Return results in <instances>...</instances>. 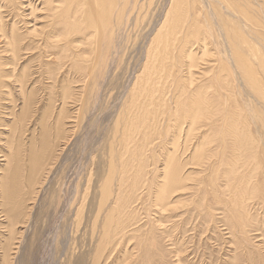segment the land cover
Listing matches in <instances>:
<instances>
[{
	"label": "bare ground",
	"instance_id": "1",
	"mask_svg": "<svg viewBox=\"0 0 264 264\" xmlns=\"http://www.w3.org/2000/svg\"><path fill=\"white\" fill-rule=\"evenodd\" d=\"M156 1L0 0V264H17L33 206L26 202L37 186L44 187L61 151L60 138L67 137L63 111L72 95L62 80L58 110L56 71L81 58L72 33L83 35L80 44L94 39L87 47L92 57L79 58L84 84L78 109L85 114L90 102L84 98L94 99L101 75L121 65L120 38L144 24L136 48L142 70L127 77L99 178L91 225L99 239L92 262L107 264L120 247L134 261L159 251L155 231L162 233V221L173 217L177 191H189L210 220L222 210L242 261H260L247 234L253 225L249 206L259 204L264 212V0H162L153 13ZM60 53L66 60L56 70ZM143 189L164 220L149 217L137 224L130 206ZM19 192L28 199L18 198ZM126 236L133 239L131 249L122 241Z\"/></svg>",
	"mask_w": 264,
	"mask_h": 264
},
{
	"label": "rangeland",
	"instance_id": "2",
	"mask_svg": "<svg viewBox=\"0 0 264 264\" xmlns=\"http://www.w3.org/2000/svg\"><path fill=\"white\" fill-rule=\"evenodd\" d=\"M161 3L162 0L156 1L157 7L155 6V8L152 9L155 10L153 13L160 10ZM41 6L42 5H38V7ZM150 17L152 18L151 14L146 20ZM130 29L126 30L132 31ZM126 30L125 33H127ZM144 30H146L145 24L140 27V32H138L139 30L132 31L131 35L129 33V35L124 34V37L120 38V45L117 50L120 53L119 56H121V65L120 67L112 68L111 71L109 69L104 72V76L101 75L102 79L99 80L101 85L99 84L97 87L94 93V99L89 98V96L84 98L86 101L90 102L85 114L81 108L78 109V101H80L79 91L84 84L82 81L84 80V71H80L83 68L81 66L82 62H79L80 57L78 56V60L70 63L72 68L70 67L67 70L65 67L66 64L57 70L58 63L60 64L66 60L64 58V60L61 61L65 53H60L62 54L59 56L61 57V59L59 58L60 60L55 58V68L58 71H56L58 110H60L62 105L60 88V82L62 80L66 81L67 84L64 83L66 86L69 85V92L72 95L70 99H65L66 105H64L65 108L63 111V116H65L64 124H66V126L63 125L62 128L65 134L67 133V137L66 140L64 137L60 138L59 145L61 151H57L59 156L56 158L57 161L53 163V169L51 168V171H49L45 177L44 187L40 186V188L37 186L35 188L37 190L35 191L34 189V194L37 199L34 196L33 199L29 200L23 193L26 191L25 188L22 194H20L21 192L18 193V198L25 197L28 199L26 203H33L32 200H34V203H31L33 206L28 214L30 218L27 229L25 230L27 232L20 245L17 264H93L91 257L96 247L95 244L98 242L99 238L98 234L92 236L91 225L93 215L95 214L92 212L93 210L95 211L96 202L100 198L98 195V185L101 179L99 178H102L105 174L106 164L103 165V163H105L107 158V144L109 140L112 139V134L115 132L114 129L118 116L117 111L122 101L121 96L123 88L129 79V75L134 74L135 76L136 73L138 75L142 70L143 60L139 50L136 48L142 45V40L145 36ZM72 35L73 39L76 41V49L78 47L77 51L75 50L77 52L76 55L79 53L78 55L81 56L80 59L92 57L93 54L90 53L88 46H93L94 39L88 40L89 43L85 39V41L80 44L83 35H79L77 32H73ZM138 38L139 40H137ZM126 42L128 43L126 44ZM87 43L89 45H87ZM81 46L82 50L79 49ZM85 53L88 55L87 57H84L86 56ZM75 65H79V67H75ZM59 71L61 72L59 73ZM63 71H65V73ZM43 101L42 108H44L47 103V100ZM94 102H96V104H94ZM75 116L82 121L80 120L78 122ZM46 133L49 134V138H52L53 131L50 127H48ZM215 133H217V130L212 132V134ZM171 134L172 133H170L167 138L172 137ZM164 139L165 137L163 140ZM195 139L196 138H193L192 142H194ZM157 141L158 139L155 140V142ZM166 146H169V144H166ZM20 150L22 156L19 157V161L21 162V167H23L20 169V177L24 179L23 177H25L27 172L26 160L24 158L28 150L25 145L21 146ZM23 153L25 154L24 156ZM161 154L162 149L160 150V155ZM0 156V165H2L4 164L2 161L4 158H2L1 154ZM189 170L192 169L189 168L188 172ZM188 183L190 186L191 180ZM76 187H78V194L76 192ZM38 188H40V191ZM222 189L227 192L225 184L222 185L221 190ZM146 193L147 189H143L141 193H137L136 198L134 197L130 206L132 212H134L133 216L137 217V224L139 225H142L149 217L153 222L158 219L161 221L166 218L163 216V218L159 217V211H156L151 197L147 196ZM81 195L84 196L85 199L81 197ZM174 199L180 202H178L175 211L170 214V216L173 217L170 218L168 222L162 221V223H164L162 225L165 227L162 233L158 230L155 231L157 237L159 236V238L154 240L158 243L157 246L160 249L159 251L157 248L150 251V254H147L146 251L147 255L144 253L139 260L134 261L129 260L128 257H126L128 251L120 247L114 250L116 253L114 252V254H111V258L108 260L109 262H107V264H111L112 262V264H245L244 260L242 261L241 259L242 257L240 258L238 255L239 249H236L235 241L230 237L227 229H225L226 225H223L221 221L223 215L220 214V211L222 210L217 209L215 217L213 220H210L208 216L205 217L203 210H198L200 207H195L189 191H177ZM80 204H82V207L79 206ZM251 205L249 206V211L253 225L248 228L250 231L247 234L250 241V251L254 252L253 255L255 257L258 254L260 261L257 259V261H259L257 264H264V212L259 204ZM79 211H82L83 214L81 220L78 219ZM122 241L125 245L129 243L128 248H133L134 244H132V238L126 236ZM135 249L139 250V246L137 245Z\"/></svg>",
	"mask_w": 264,
	"mask_h": 264
}]
</instances>
